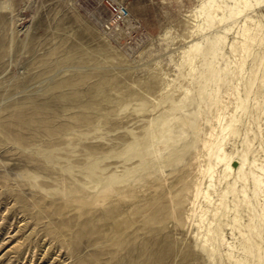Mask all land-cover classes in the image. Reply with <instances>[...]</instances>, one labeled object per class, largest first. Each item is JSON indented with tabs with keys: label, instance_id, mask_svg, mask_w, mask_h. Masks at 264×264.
Listing matches in <instances>:
<instances>
[{
	"label": "rangeland",
	"instance_id": "374dc122",
	"mask_svg": "<svg viewBox=\"0 0 264 264\" xmlns=\"http://www.w3.org/2000/svg\"><path fill=\"white\" fill-rule=\"evenodd\" d=\"M0 264H264V0H0Z\"/></svg>",
	"mask_w": 264,
	"mask_h": 264
},
{
	"label": "bare ground",
	"instance_id": "6f19581e",
	"mask_svg": "<svg viewBox=\"0 0 264 264\" xmlns=\"http://www.w3.org/2000/svg\"><path fill=\"white\" fill-rule=\"evenodd\" d=\"M241 2V1H240ZM245 3V2H244ZM241 4V3H240ZM245 5V4H244ZM243 6V5H242ZM246 9V8H245ZM246 31V30H245ZM245 34V33H244ZM263 113V112H262ZM213 145L210 147L211 148V150H213ZM217 152V151H216ZM225 155H226V153L223 151V149L221 148V147H218V154H217V160H222V159H224V157H225ZM245 159V154H243L242 156H241V158H240V165H239V167H238V172H241V170H242V166H243V160ZM212 169V167L211 166H208V171H212L211 170ZM226 169L227 170H232L233 169V166H232V162H231V160H228L227 161V167H226ZM237 169V168H236ZM210 173V172H209ZM245 180V179H244ZM260 183V181H259V179H256V184L258 185ZM208 194V193H207ZM209 195V194H208ZM245 199H247V197L245 196ZM260 229V228H259ZM209 234V233H208Z\"/></svg>",
	"mask_w": 264,
	"mask_h": 264
},
{
	"label": "built area",
	"instance_id": "2783aa9c",
	"mask_svg": "<svg viewBox=\"0 0 264 264\" xmlns=\"http://www.w3.org/2000/svg\"><path fill=\"white\" fill-rule=\"evenodd\" d=\"M117 13H118V16H119V17H122V16L124 15V14H123V13H124V10H118Z\"/></svg>",
	"mask_w": 264,
	"mask_h": 264
}]
</instances>
